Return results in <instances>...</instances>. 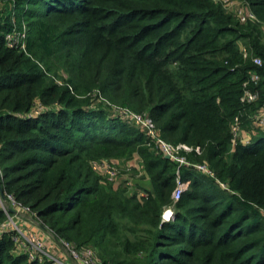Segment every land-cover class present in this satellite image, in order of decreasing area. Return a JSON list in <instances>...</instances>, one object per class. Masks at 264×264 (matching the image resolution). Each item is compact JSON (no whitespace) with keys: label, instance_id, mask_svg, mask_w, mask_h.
<instances>
[{"label":"trees","instance_id":"1","mask_svg":"<svg viewBox=\"0 0 264 264\" xmlns=\"http://www.w3.org/2000/svg\"><path fill=\"white\" fill-rule=\"evenodd\" d=\"M240 1L264 21V0ZM233 14L218 0H0L6 203L98 264H264V130L251 119L264 106V41ZM252 72L258 83L244 85ZM246 88L255 101H241ZM116 107L151 117L214 175L166 158ZM236 117L247 143L232 144ZM134 157L132 192L92 168ZM177 178L189 185L174 200ZM7 213L0 264H47L1 227Z\"/></svg>","mask_w":264,"mask_h":264},{"label":"built area","instance_id":"2","mask_svg":"<svg viewBox=\"0 0 264 264\" xmlns=\"http://www.w3.org/2000/svg\"><path fill=\"white\" fill-rule=\"evenodd\" d=\"M232 7H234V6H231V8H230L231 10H232ZM237 8H238V10L236 12H238L239 15L243 16L242 17L243 22L246 21L247 18L251 17V15H253L249 5L242 2V1H240ZM242 52H243L242 53L243 57L248 56V51L245 48L242 49ZM253 61L257 65H260L262 62L261 59L258 57H254ZM258 81H259L258 74L256 72H252L249 76V79H247V81L244 83V85H247L248 82L254 83L256 85L258 83ZM257 95L258 94L256 91L253 92L250 88H246L244 90V93L242 94L241 101L246 102V103H251V102L256 100ZM122 112L124 113V116L129 118L130 121L135 122L137 125H139L140 128L144 131L145 135L149 139L153 140V142L155 143V146L159 149V151L161 153H163L164 155H167L168 158L177 162L179 167L184 164V165L192 166L195 169L204 172L205 174H209L210 176L214 175L206 165H204V164L198 165V164H193V163L190 164L186 161V159L183 156H180L178 154V150L181 149V147H183V149H190V148L183 145V144L175 146V145H172L171 143L165 141L162 137L159 136L157 129H156L154 122H153L151 117H149L145 114H138V113L132 112L126 108H124L122 110ZM251 119H252L253 124L257 128L264 130V106L262 108H260L255 114H253L251 116ZM231 129H232V134H233V138H232V144L233 145H236V143L238 141H241L243 143L249 142V140H250L249 137H247L246 139L244 137L243 138L239 137V135L242 133V130L240 129L238 117H236L234 119V122L232 123ZM92 168L100 174H108L110 176H114L112 178L114 180H117V178H119L118 174H117V168L110 165L108 162H106V160H99V161L92 162ZM0 176H1V174H0ZM123 180L125 181L126 185L129 187V190L131 192L133 190H135V188L131 184L129 178H125ZM188 185H189L188 180L187 181H181L180 178H177L176 186L172 191V198L174 200H177L180 197V195L182 194V192L188 188ZM6 207H3V208L5 209ZM166 210L168 211L169 216L168 215L166 216L165 214H163V219L164 220L172 219L174 217L173 210L171 208H167ZM65 244H66L67 248L69 249L71 256L77 258V260H79V262L81 264H94L95 261H96V264H98V260H97L95 253L92 249L83 248L81 250H76V249L70 247L67 243H65ZM23 246H25V243H23ZM29 255L31 258H38L40 261H42V256H40V254L38 252H36L35 250H33V252H30ZM46 260L48 262L47 264H66L65 262H63L60 259V257L58 255L49 256L48 259H46Z\"/></svg>","mask_w":264,"mask_h":264},{"label":"rangeland","instance_id":"3","mask_svg":"<svg viewBox=\"0 0 264 264\" xmlns=\"http://www.w3.org/2000/svg\"><path fill=\"white\" fill-rule=\"evenodd\" d=\"M218 1L221 3V5L223 6V8L225 10H227L228 12L232 11L234 13L233 14L234 17H236V19H238L240 22H243L242 21L243 16L239 15L238 12H236L238 10L237 6L239 5L240 0H218ZM231 6H234V7H232V10L230 9ZM250 9H251V7H250ZM251 12L253 15H251V17H249L247 19H250V20L254 21L255 23L259 24L260 29L262 30V33H263V41H264V21L260 20L256 16V14L254 13V11L252 9H251ZM123 109H124V107L123 108L116 107L115 112L124 116V113L122 112ZM138 114H144V113H138ZM155 127H156V125H155ZM241 130H242V133L239 135L240 138H243V137L245 139L247 137L251 138V135L248 133V130H245L244 128H241ZM190 149H183V147H181V149H179V150H183L185 152H188V151H190ZM179 150H178V154H179ZM164 156H166V155H164ZM104 160H106V162H108L110 165L117 168V174H118L119 178H121V179L129 178L133 187L139 188V187H137L138 185H137L136 181L139 180V177L141 176V174H143V170L140 167V163L137 161V159H135V157L132 160H119V159H104ZM200 164L201 165L204 164L209 168V166L206 163H200ZM200 164H198V165H200ZM211 172L213 173L212 170H211ZM102 176L106 177V179L108 181H110L111 183L116 182V180L112 179L114 176H110L108 174H102ZM221 185L224 186V184H221ZM140 194H142V193H140ZM0 205L2 207L7 206L5 208L6 210L4 208H3V210L8 211L7 220L4 222L3 225H1V227L5 228V229H11V228L15 229L17 231V233L19 234V237H20L19 244L22 245V247H24L26 249V252L30 253V252H33V250H35L36 252H38L40 254V256H42V259H48L49 256L58 255L60 257V259L63 262H65L66 264H69V263L73 264L71 259L74 260L75 264H81L79 262V260H77V258L71 256L70 251L67 248L65 242L60 241L61 246H59V244L56 242L54 236L48 230H45L41 225H39L32 218L30 212L28 213L27 208L19 207L16 204H14L13 202L12 203H8V202L6 203V200L1 193H0ZM11 209L13 211H11ZM164 214L167 216L169 213L167 210H165ZM23 243H25V246H23ZM55 247L60 248L59 253L56 252L57 249ZM94 253H95V251H94ZM95 256H96V254H95ZM97 260H98V258H97ZM94 264H96V261Z\"/></svg>","mask_w":264,"mask_h":264},{"label":"water","instance_id":"4","mask_svg":"<svg viewBox=\"0 0 264 264\" xmlns=\"http://www.w3.org/2000/svg\"><path fill=\"white\" fill-rule=\"evenodd\" d=\"M165 157L168 158L167 155H166ZM11 211H13V210L11 209ZM43 228H44L45 230H47L45 227H43ZM54 238H55V237H54ZM55 240H56V242L59 244V246H61L60 240H58V239H56V238H55ZM62 248H63V247H62ZM63 249H64V248H63ZM64 250H65V249H64ZM71 260H72V263L75 264L74 260H73V259H71Z\"/></svg>","mask_w":264,"mask_h":264},{"label":"crops","instance_id":"5","mask_svg":"<svg viewBox=\"0 0 264 264\" xmlns=\"http://www.w3.org/2000/svg\"><path fill=\"white\" fill-rule=\"evenodd\" d=\"M43 229V228H42ZM45 231V230H44Z\"/></svg>","mask_w":264,"mask_h":264}]
</instances>
